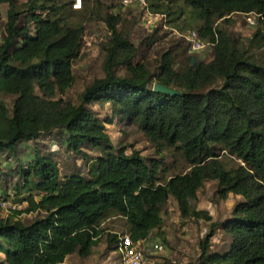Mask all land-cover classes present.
<instances>
[{
	"label": "trees",
	"instance_id": "16d2710c",
	"mask_svg": "<svg viewBox=\"0 0 264 264\" xmlns=\"http://www.w3.org/2000/svg\"><path fill=\"white\" fill-rule=\"evenodd\" d=\"M146 1L160 11V0ZM181 1L200 22L199 38L212 43V56L177 59L169 49L151 68L131 42L125 16L109 11L107 0H83L80 9L73 0H0L8 5L0 37V155L18 165L0 170V197L26 203L0 216V264H62L73 254L91 256L101 242L105 252L116 251L118 234L103 226L115 216L137 245L160 229L169 199L183 223L210 222L194 206L206 181L215 182L219 199L233 194L241 200L229 217L209 223L197 264H264V0ZM233 14L252 15L251 34L240 37L217 24H231ZM85 15L103 21L109 37L102 76L72 100L65 95L84 46L85 27L77 18ZM154 32L144 39L147 48ZM155 83L179 94L155 92ZM2 96L12 98L9 105ZM95 104H109L110 115L102 120ZM114 118L134 123L158 156L112 142L104 123ZM51 136L84 162L85 171L63 173L50 154H41L36 145ZM26 142L33 157L23 161L17 152ZM168 149L187 163L185 171L168 174L162 155ZM21 213L33 218L24 221ZM216 229L230 241L211 251Z\"/></svg>",
	"mask_w": 264,
	"mask_h": 264
},
{
	"label": "rangeland",
	"instance_id": "374dc122",
	"mask_svg": "<svg viewBox=\"0 0 264 264\" xmlns=\"http://www.w3.org/2000/svg\"><path fill=\"white\" fill-rule=\"evenodd\" d=\"M17 1L19 3L25 2V0ZM118 1L107 0V5L113 3L109 11L125 16V29L129 34V38L138 48V54L145 56L151 68L155 67L156 60L161 53L169 49L173 53L178 54L177 59L195 56L202 61H208L211 58L212 51L208 46L198 52H194L189 48L185 36L189 31H197L200 22L191 16L190 9L181 0H173V3H170V0H160V11L158 12H163L161 10L170 5V14H166V21H159L152 29L148 27L149 18L145 12L136 7H123ZM7 8L8 5L6 3H0V37L6 21ZM231 20L232 23L226 26H223L221 21H218L217 24L240 37H246L254 30V25L248 24L245 17L241 14H233ZM77 21L84 24L85 33L84 46L73 64L75 83L65 95L67 99L72 100L78 98L86 85L91 83L95 78L102 76V63L104 59L102 47L109 37L105 24L100 19H97L96 15L95 17L87 15L78 17ZM155 30L156 33L154 32ZM152 32H154L155 39L151 47L147 48L144 39ZM262 58H264V51H262ZM2 100L9 105L12 98L2 96ZM92 109L102 120H104L106 115H110L109 104H95ZM104 127L112 142L120 141L123 144H132L133 148L138 150L144 157L158 156L155 154L151 142L139 131L134 123H126L114 118L111 124L104 123ZM36 147L40 150L41 154H50L57 163L61 164L63 173L77 170L85 171L84 162L74 154L67 152L61 146L59 139H55V137H44L42 143H38ZM19 148L17 152L19 159H23V161L32 159L34 148L31 142L22 143ZM162 155L164 156V164H167L169 168L168 174L185 171L188 168L187 163L175 150L168 149L163 151ZM224 160L227 166L233 163L230 158L224 157ZM17 166L13 157L6 158L0 155L1 171L7 172L12 167ZM8 184L11 185L9 182ZM1 186L0 184V193H3L5 191ZM9 189L11 188L9 187ZM215 191V182H204L197 192V200L194 206L198 210L206 211L212 218L210 222H221L229 217L234 204L240 201L241 197L229 194L227 199L221 200L216 196ZM8 193L13 194V190H9ZM21 205L22 208H25L26 203H22ZM22 208L19 210H22ZM10 211L7 208L0 207V216L5 217ZM18 217L24 221H29L33 218V214L21 213ZM210 222H206L203 219L197 221L186 219L185 223H183L176 202L169 199L163 208L160 229L153 230L150 236L138 245L144 256V264H189L191 262L197 264V256L200 252L199 241L208 232ZM103 226L107 228V231L120 235H123L125 230L124 219L120 216L110 217L105 221ZM228 241H230L228 236L221 229H216L211 239L210 250L222 249L227 246ZM106 248V244L101 242L98 250L91 256L80 258L78 255L73 254L63 264H119L117 252L114 250L105 252Z\"/></svg>",
	"mask_w": 264,
	"mask_h": 264
},
{
	"label": "built area",
	"instance_id": "2783aa9c",
	"mask_svg": "<svg viewBox=\"0 0 264 264\" xmlns=\"http://www.w3.org/2000/svg\"><path fill=\"white\" fill-rule=\"evenodd\" d=\"M120 4L123 7H136L141 9V11L145 12V14L149 18V29L157 24L159 21H166L167 16L163 13L152 12L148 6V2L146 0H119ZM83 0H73L72 7L74 9H80L82 6ZM248 24H254V18L251 14H243ZM186 40L188 41L189 48L198 52L199 50L204 49L205 47L212 46V43H205L203 40L199 38L197 31H189L186 36ZM0 207L7 208L9 210L20 209L22 208L21 204H15L10 201H5L0 197ZM118 245H117V254L119 257V264H144V256L142 251L139 249L138 245L133 244L131 238L128 235H120L118 234Z\"/></svg>",
	"mask_w": 264,
	"mask_h": 264
},
{
	"label": "water",
	"instance_id": "95a60500",
	"mask_svg": "<svg viewBox=\"0 0 264 264\" xmlns=\"http://www.w3.org/2000/svg\"><path fill=\"white\" fill-rule=\"evenodd\" d=\"M153 90L155 92H160V93H165V94H169V95H177L179 94V91H176L172 88H168L162 84H159V83H155L153 85Z\"/></svg>",
	"mask_w": 264,
	"mask_h": 264
},
{
	"label": "crops",
	"instance_id": "0c3cea01",
	"mask_svg": "<svg viewBox=\"0 0 264 264\" xmlns=\"http://www.w3.org/2000/svg\"><path fill=\"white\" fill-rule=\"evenodd\" d=\"M63 264V263H62Z\"/></svg>",
	"mask_w": 264,
	"mask_h": 264
}]
</instances>
